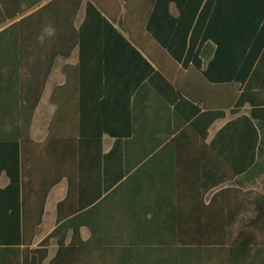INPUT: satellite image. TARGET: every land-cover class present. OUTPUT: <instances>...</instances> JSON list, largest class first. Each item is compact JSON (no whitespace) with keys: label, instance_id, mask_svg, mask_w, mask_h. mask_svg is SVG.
<instances>
[{"label":"trees","instance_id":"16d2710c","mask_svg":"<svg viewBox=\"0 0 264 264\" xmlns=\"http://www.w3.org/2000/svg\"><path fill=\"white\" fill-rule=\"evenodd\" d=\"M139 1L0 0V174L8 173V164L15 169L0 189V264H135L136 254L142 264H264V194L245 188L264 180V38L261 55L243 57L240 71L213 69L223 55L240 59L229 46L201 48L195 61L207 63L203 78L223 80L230 91L228 110L200 108L201 100L121 34L144 32L185 66L198 32L193 8L167 21L162 11L149 16L145 7L133 14ZM239 9L240 28L228 32L240 35L214 38L215 45L253 48L252 18L259 8ZM229 10L220 19L224 27L231 26ZM124 48L137 60L149 96L171 113L129 114V132L113 136L97 100L103 78H114L112 68L126 60ZM33 49L46 52L44 67L34 63ZM74 51L78 63L62 73L68 86L79 87L84 114L78 120L55 114L46 139L37 143L29 128L52 63ZM237 83L243 85L239 93ZM225 111L247 115L229 121L207 145L209 129ZM104 135L115 137L106 154ZM163 158L171 165H161ZM62 180L67 190L56 204L55 227L32 247L48 193ZM83 230L89 233L85 241ZM52 242L56 251L48 260Z\"/></svg>","mask_w":264,"mask_h":264},{"label":"crops","instance_id":"0c3cea01","mask_svg":"<svg viewBox=\"0 0 264 264\" xmlns=\"http://www.w3.org/2000/svg\"><path fill=\"white\" fill-rule=\"evenodd\" d=\"M45 3L46 2H44L43 4ZM84 5L85 2L81 5V8L78 12V22L83 17ZM250 6L259 8L257 10L259 14H257V16H253L252 18L254 20V28L252 30L253 39L251 43L253 48L249 50V47H245L240 43H232L230 45V43L223 44L218 41L216 43L217 45H215V39L224 40L240 35L238 33H229V28H231V30L233 29V31L240 28V25L237 21V14L240 11L239 8ZM134 7L135 11L133 10V14H136L139 8L142 9L144 7L147 8L146 12L149 16L152 13H156V11H158L159 13L162 11L163 13H161L167 21L169 20V17L177 19L180 18L181 11L184 10V8H193V22L197 24L196 30H198V32L195 37L196 40L192 44L193 47H191L189 51V53L191 54L190 60L185 64V66L182 65L183 59L182 61H174L172 58L168 56L166 57V49L160 46H158L159 48L157 49V47H155L149 39L147 40V38L145 37L146 33L140 32L138 34L137 32H133L130 37L127 33L121 34L127 41V43L142 56L147 55L149 56V58L153 59V61L155 60L154 62L152 61V63L156 64L158 69H160L168 77H170L173 83L183 92L190 95L196 100H201L203 103L201 104V106H199L200 108H225L226 110H228L229 102L227 100V96L230 91V85H228V83L222 82L223 80H219L216 78H203L202 72L206 69L207 63L203 61L196 62L195 56L207 43L213 45L214 48H217V46H219V48L229 46L233 50V52L231 53L241 56L240 59H238L240 61L224 59L223 55L218 60L220 66L213 69L217 71H240L241 69H243V67L241 66L244 63L243 57L250 55L251 53L261 55L263 47H261L259 40L264 38V0H155V2L140 0ZM228 8H237V11L231 10L230 12ZM37 9L38 8H35L28 14L33 13ZM228 10L231 17V26L224 27V25L220 24V22H222L220 21V19L222 14H224L226 18H228ZM130 38H133V40H131ZM118 45L121 49H123L121 42H119ZM124 51V56H126L127 61H122L120 64H118V66H114L112 68L116 69L118 72L117 74L115 73L113 75L115 76L114 78H103L101 82L102 93L97 100V104L99 105V107H101L98 114H108V118L110 120L109 133L113 134V136H123V134L129 132V114L150 115L171 113V108H167L161 101L149 96V94L143 87L144 81H140L138 79L137 72L135 70L137 60L128 48H124ZM31 54L34 57L35 64H38L41 67H44V65H46V52H44L43 54L33 49ZM57 60H60V62L56 66ZM77 63V51H74L68 58L57 57L53 61L50 73L46 79L42 94L33 112L32 120L30 123L29 133L31 138L35 142L40 143L46 139L50 124L55 114H75L74 117L77 120L79 118V114H84L85 110L84 108L82 109L80 105L81 94L79 92V87L77 86L75 88V86L72 84H69L68 86V82H66V78L62 73L64 67L75 66ZM231 64H236L237 67H229V65ZM31 66L33 65L31 64ZM151 66L154 67L152 64ZM233 81L235 80L233 79ZM242 88L243 85L237 83L235 92L239 93ZM248 109L249 107L247 105L244 106L241 113H246ZM239 115L247 114L230 115L229 111H225V118L214 122L209 129L207 145L210 144L215 135L229 121L235 119ZM113 136H103V154L108 153L112 149L115 140V137ZM219 148L224 152L223 154L226 157L227 146L221 145ZM159 163H161V165L163 166H169L171 165L172 161L163 158L159 160ZM6 169L8 170V173L10 175H12L13 177L15 176L14 167H11L10 164H8ZM8 173L4 171L0 174V189H4L9 185L10 179ZM257 182L245 183V188L255 189L253 186ZM66 190V181L62 180L59 184L54 186L49 191L41 225L37 229L32 247H36L54 229L56 220V204L65 197ZM260 192L264 194V191ZM52 195H54L53 212L48 214L47 206ZM43 227V235L41 237H38V233ZM88 237V231L83 230L82 239L85 241L88 239ZM51 250L53 251L52 254H50ZM55 251L56 246L55 243L52 242L49 247L48 260H50L54 256ZM134 257V261H136L135 264H142V256L136 254Z\"/></svg>","mask_w":264,"mask_h":264},{"label":"rangeland","instance_id":"374dc122","mask_svg":"<svg viewBox=\"0 0 264 264\" xmlns=\"http://www.w3.org/2000/svg\"><path fill=\"white\" fill-rule=\"evenodd\" d=\"M60 60H57L56 61V66L59 64ZM55 71V69H54ZM255 189L257 190H260V191H264V180H260L258 181L256 184H254L253 186ZM54 195H52L51 199L49 200V203H48V206H47V212L48 214L52 213L53 212V201H54ZM43 230H44V227L39 231L38 233V237H41L43 235ZM52 250L50 251V254H52Z\"/></svg>","mask_w":264,"mask_h":264}]
</instances>
